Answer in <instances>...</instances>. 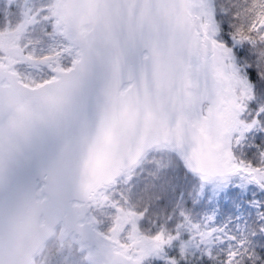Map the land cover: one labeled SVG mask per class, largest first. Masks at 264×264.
Returning <instances> with one entry per match:
<instances>
[{"label":"snow or ice","instance_id":"6c2138e0","mask_svg":"<svg viewBox=\"0 0 264 264\" xmlns=\"http://www.w3.org/2000/svg\"><path fill=\"white\" fill-rule=\"evenodd\" d=\"M0 264H264V0H0Z\"/></svg>","mask_w":264,"mask_h":264}]
</instances>
